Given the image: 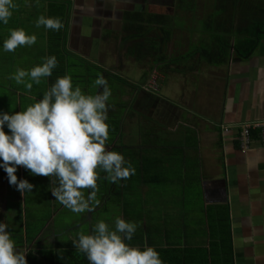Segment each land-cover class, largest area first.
Returning a JSON list of instances; mask_svg holds the SVG:
<instances>
[{
	"label": "crops",
	"instance_id": "0c3cea01",
	"mask_svg": "<svg viewBox=\"0 0 264 264\" xmlns=\"http://www.w3.org/2000/svg\"><path fill=\"white\" fill-rule=\"evenodd\" d=\"M14 3L18 7L8 24L0 21V113L19 112L33 98H43L51 87L49 77L39 84L26 77L33 84L30 92L10 77L18 68L41 65L45 57L55 56L59 61L52 73L70 75L73 88L79 86L85 94L102 91L94 82L103 75L111 91L106 148L123 154L135 168L134 175L117 184L98 170L100 204L74 219L52 195L51 188L58 186V181L51 185L55 177L34 176L18 167V180L35 186L22 195L0 167V222L8 225V232L14 227L11 237H18L16 248L26 253L28 264L29 254L76 248L73 242L81 231L92 233V218L103 219L114 230L116 217L136 223L132 240L126 242L141 249L146 241L153 247L206 250L203 264H264V142L257 129L245 150L237 140L239 126L264 121V43L248 60L232 57L221 66L200 60L206 65L196 68V44L178 55L169 49L167 56L165 36L153 33L162 26L160 17L175 10L172 0ZM41 15L59 18L63 28L36 27ZM18 28L34 34L36 43L5 51L4 40ZM136 42L150 46L147 51L161 45L164 53L140 57ZM155 70L160 74L157 95L143 90ZM4 130L11 134L7 125ZM90 191L84 190L86 197ZM33 193L38 194L37 204H54L57 210L44 212L39 218L47 219L40 225L34 216L26 217L32 210L25 198L30 200ZM64 213L70 216L56 227L54 233L64 234L58 239L51 233L52 221Z\"/></svg>",
	"mask_w": 264,
	"mask_h": 264
},
{
	"label": "clouds",
	"instance_id": "9594fccd",
	"mask_svg": "<svg viewBox=\"0 0 264 264\" xmlns=\"http://www.w3.org/2000/svg\"><path fill=\"white\" fill-rule=\"evenodd\" d=\"M17 7L14 0H0V21L8 24ZM41 26L59 31L63 23L59 18L41 15L36 27ZM36 39L23 28L11 29L3 48L14 52L17 47L35 44ZM43 60L30 70L18 68L10 78L24 84L30 92L33 84L26 82V77L39 84L57 66L55 56ZM94 86L102 91L85 94L79 86L73 88L70 75H64L43 93L42 99L33 98L35 102L26 109L0 113V167L7 173L9 184L22 195L32 192L35 186L27 179L18 180V167L34 176L55 177L51 185L58 181V186L51 188L52 195L72 212L94 211L100 204L98 170L105 172V178L114 184L135 174L123 154L106 148L110 135L107 101L111 91L103 75L98 76ZM5 125L11 134L5 132ZM84 190H91L87 197ZM136 228V223L116 217L113 230L101 219L91 234L81 231L73 244L86 254L90 264H164L159 252L146 241L143 249L126 242L132 240ZM7 229L8 225L0 222V264H28L26 253L17 250Z\"/></svg>",
	"mask_w": 264,
	"mask_h": 264
},
{
	"label": "trees",
	"instance_id": "16d2710c",
	"mask_svg": "<svg viewBox=\"0 0 264 264\" xmlns=\"http://www.w3.org/2000/svg\"><path fill=\"white\" fill-rule=\"evenodd\" d=\"M174 1L179 10L176 16L160 17L161 25H165L163 29H165L166 37L162 41L165 46L171 41L174 30L184 28L186 31L197 34L198 43L195 48L198 50L196 52L200 53L205 63L221 66L227 65L232 57L248 60L258 45L264 43V0ZM187 16H191L189 23L185 18ZM168 21L172 24L169 29H166ZM139 32V36L144 37L141 35L142 32ZM49 46L54 48L52 43ZM149 47L142 42H136L134 50L140 57L145 58L158 52L164 53L161 45H157L153 51H147ZM47 54L49 55L48 52ZM58 77L52 73L49 77L50 86ZM150 246L153 247L152 244ZM154 248L159 252L164 264H203L202 259L206 258L207 254V251L203 249H179L161 245H155ZM31 261L32 264H90L86 254L76 248L55 252L40 251L38 257L29 254V264Z\"/></svg>",
	"mask_w": 264,
	"mask_h": 264
},
{
	"label": "rangeland",
	"instance_id": "374dc122",
	"mask_svg": "<svg viewBox=\"0 0 264 264\" xmlns=\"http://www.w3.org/2000/svg\"><path fill=\"white\" fill-rule=\"evenodd\" d=\"M171 15L174 16L175 15L174 12L171 13ZM185 18H187L186 21L189 23V20H190L191 16H187ZM167 23H169V21ZM188 25H190V24H188ZM162 26L159 27L158 29L157 28H154L155 30H153V33L156 32L158 34V32H159V35L165 36V33H164L165 29H163ZM187 26H186V29H188ZM167 27L168 28H166V29H169V25L168 24H167ZM157 37L159 38L158 35H157ZM172 38L173 39H171V43L168 44V45H166V48H165L166 49V55L167 56H168V53H169L168 52L169 49H171V52L172 53L174 52V55H176V54L178 55V54H181V53L185 52L187 49H190V45L191 44H193V45L196 44L197 45V43H198V36H197V34L195 32L192 33L190 31H186L184 28H183V30H174ZM195 54H197V53L195 52ZM200 60L202 62H205L204 59L201 56H200V58H199V56H196L195 62H193L194 67L198 68V67H200V64L202 66H205L206 65L205 63H202ZM185 63L187 64V66H190L191 65L190 67H192V63L189 64L188 61H185ZM156 72H157V74L159 76L160 75L159 72L158 71H156ZM124 79H128V77L126 76V77H124ZM159 80H160V78H159ZM143 90L145 92L149 93V94L151 93L150 91L147 90V85L143 88ZM159 92H160V86L158 88V91H155V92H153L151 94L157 95ZM34 193H33V196L31 197L30 200H29L28 196L25 198L26 205L29 204V206L31 207L30 209L32 210V212H27L26 213V217L29 216V214L32 215V216H34L35 217L34 218V221L37 220L36 221V224H39V221L40 220L47 219V218H45L47 216H43L44 218H39V217H41L43 215L44 212H46L47 210H49L50 211V214H53V212H56L57 210H53V208H55V205L54 204H49L48 206H41V205L37 204L36 201H37V198H38V194L36 195ZM70 212H72V211L70 210ZM72 213L75 214V218L74 219H76L80 215V213H74V212H72ZM69 216H70L69 214L64 213V214H62L60 216L58 215L56 218H53L51 228H54V229H53V231H51V233L53 235H55L56 237H58V239H60L61 236L63 237L64 234L63 233H54L55 231L58 230V228H56V227L58 225H61V223H64L63 221L66 222L67 219H69ZM16 218H17L16 215H13L12 216V220H15ZM27 221H28V218H27ZM91 221L94 222V223H97L98 222L95 218H92ZM27 223L30 224L32 222H27ZM81 226L83 228H86L87 227L86 224H83ZM92 226H94V225H92ZM9 233L11 235L14 234V227L11 228V230H10ZM17 238L18 237L12 238L15 241V244L18 243L17 242L18 241Z\"/></svg>",
	"mask_w": 264,
	"mask_h": 264
},
{
	"label": "built area",
	"instance_id": "2783aa9c",
	"mask_svg": "<svg viewBox=\"0 0 264 264\" xmlns=\"http://www.w3.org/2000/svg\"><path fill=\"white\" fill-rule=\"evenodd\" d=\"M159 76L154 71L147 84V90L151 93L158 91L159 88ZM259 130L261 140L264 142V121L245 123L239 126V133L237 136L239 147L245 150L251 142L250 133L252 130Z\"/></svg>",
	"mask_w": 264,
	"mask_h": 264
},
{
	"label": "flooded vegetation",
	"instance_id": "af4514ba",
	"mask_svg": "<svg viewBox=\"0 0 264 264\" xmlns=\"http://www.w3.org/2000/svg\"><path fill=\"white\" fill-rule=\"evenodd\" d=\"M172 2H175L174 0H172ZM174 12V16H176V14L179 12V10L176 8V5H175V10L174 11H170V13H173ZM173 15L170 16L171 17H174ZM172 24V23H171Z\"/></svg>",
	"mask_w": 264,
	"mask_h": 264
}]
</instances>
